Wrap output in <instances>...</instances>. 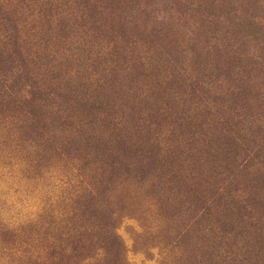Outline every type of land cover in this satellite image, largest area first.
Listing matches in <instances>:
<instances>
[{"label": "rangeland", "instance_id": "374dc122", "mask_svg": "<svg viewBox=\"0 0 264 264\" xmlns=\"http://www.w3.org/2000/svg\"><path fill=\"white\" fill-rule=\"evenodd\" d=\"M77 1L0 0V229L83 196L113 250L74 264H264V0L206 8L170 56L150 22ZM32 85L62 93L41 108ZM16 245L0 239V264L34 259Z\"/></svg>", "mask_w": 264, "mask_h": 264}, {"label": "trees", "instance_id": "16d2710c", "mask_svg": "<svg viewBox=\"0 0 264 264\" xmlns=\"http://www.w3.org/2000/svg\"><path fill=\"white\" fill-rule=\"evenodd\" d=\"M89 1L81 0L77 2L80 7L93 5ZM98 2L102 4L103 9H110L114 15L117 14L115 19H118L119 22H129L133 26L138 25L140 21L150 22L151 26L142 28L148 38H146V44L157 46L156 49L159 50L160 54L170 56L172 53L171 39L174 38L173 35L177 32V27L186 28L190 33L187 41L189 44L191 42L194 45L196 43L194 31L203 26L204 23L201 22L204 17L208 16L205 11L206 8L214 9L216 16L218 15L217 12L222 15L225 12L230 13L231 10H234L237 7L238 0H98ZM188 11H192L193 15L189 14ZM176 12L181 15L184 13L181 24ZM188 26L192 29L189 30ZM122 29V27H118L116 31L124 35L126 31ZM255 31H257V27L251 30L252 33ZM215 37V34L211 35V38ZM234 37L237 36L233 34L227 41L234 43ZM262 50V53H264V43ZM5 65L7 71L13 68L6 59ZM26 72H28L26 69H22L19 73H23L28 78ZM34 86L32 85L33 89L28 94H32V100L39 101L37 103L41 108L51 107L53 104L50 102V100H53L49 97L50 94L60 96L62 93L58 88H54L52 90L55 92H51V90L44 91L45 98L40 99L38 95L42 93V89ZM76 99L73 98L72 100L77 102ZM77 103L82 105L84 102L79 99ZM28 107L31 106L28 105ZM28 111L35 116L31 109ZM33 127L36 131L41 130V127H37V125ZM100 205L94 201V198L86 199L81 196L74 199L66 208L65 213H63L64 217L60 218L57 215L45 214L41 217L39 224L28 225L25 229L21 227L19 232L14 229L2 228L0 229V239L5 245L4 247L11 248L14 244H20L16 245L17 251L21 249L22 253L32 251L35 254L34 259L32 256H24L20 260L23 264H74L75 260L79 261L89 246L93 248L97 242H100L111 253L113 250L112 243L106 236L100 234L102 232L96 233L94 231L95 228L103 230L108 226L99 222L102 217L99 215L100 211L96 212L99 210Z\"/></svg>", "mask_w": 264, "mask_h": 264}]
</instances>
